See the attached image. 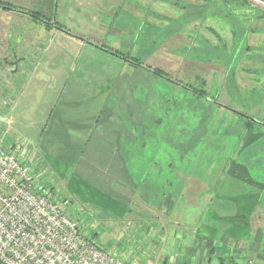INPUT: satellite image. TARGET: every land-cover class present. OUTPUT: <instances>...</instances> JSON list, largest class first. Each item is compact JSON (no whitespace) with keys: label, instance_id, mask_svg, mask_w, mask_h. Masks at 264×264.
I'll return each instance as SVG.
<instances>
[{"label":"rangeland","instance_id":"374dc122","mask_svg":"<svg viewBox=\"0 0 264 264\" xmlns=\"http://www.w3.org/2000/svg\"><path fill=\"white\" fill-rule=\"evenodd\" d=\"M0 1L11 4L0 3V97L14 100L8 110L12 124L0 123L1 143L40 174L85 235L109 247L117 230L111 219L122 227L111 208H132L135 197L155 204L180 191L174 210L183 214L182 225L197 226L215 218L207 197L254 193L250 183L264 190L262 182L242 180V168L248 180L256 164L264 173V128L245 129L246 117L235 112L264 123L263 1ZM33 11L40 15L27 14ZM68 35L89 45H76ZM124 55L161 69L170 80L135 67ZM65 86L81 91L87 115L97 117L104 113L98 99L110 88L104 105L114 106L124 126L119 156L134 194L113 167L102 166L114 178L105 184L87 176V167L80 170L87 152L64 157L54 150L44 125ZM198 90L209 98L198 97ZM74 130L67 133L84 138ZM256 142L260 159L243 151ZM189 180L198 183L188 186ZM259 195L251 222L264 226V193ZM244 203L250 209V201Z\"/></svg>","mask_w":264,"mask_h":264},{"label":"crops","instance_id":"0c3cea01","mask_svg":"<svg viewBox=\"0 0 264 264\" xmlns=\"http://www.w3.org/2000/svg\"><path fill=\"white\" fill-rule=\"evenodd\" d=\"M67 37L74 39L75 44L81 47L89 45L78 36ZM75 86H65L67 89L64 88L59 94L45 121L44 128L49 130L51 143L57 147L54 150L61 152L60 155L64 157L77 152H87L86 158L84 156L79 159V166L82 163L80 170L87 167V172L91 173L89 175L86 172L87 176H92L99 184H105L114 179L105 171L113 167L117 178L122 179L125 187H129L133 192L132 179L127 174L124 160L119 156L118 138L123 131L119 129L124 126L121 125L120 119L115 117L114 106L104 105L110 88L102 92L99 101L90 97L102 105L100 111L104 113L97 117L98 114L93 112L87 115V103L83 105L80 99L83 94L75 89ZM79 89L81 90V87ZM13 102L14 100L7 96L0 97V118L4 119L7 127L12 124L8 110ZM56 102L60 104L57 106ZM83 111L86 115H81ZM71 128L75 129L78 135H84V138L68 134L67 130ZM88 157L92 161L86 160ZM102 166L106 169H102ZM243 172L242 168V180L261 183L256 178L248 180L246 172ZM36 175L40 176L39 173ZM183 182L184 178L180 176V183ZM196 182L198 183V180H189L187 184L189 186ZM182 186H178L179 189ZM179 192L176 190L173 194H168L163 202L158 201L155 204H151L148 198L133 195L137 202H132V208L114 205L111 214L119 218V225L122 226L118 227L116 219H111V227L117 228L116 239L111 240L109 247H104L95 238L94 240L130 264H248L250 261L253 264H264V226L251 222V217L257 209L256 205H261L259 194L240 193L238 198H234L219 193L209 199L207 197L206 207L213 206L209 209L215 218L208 216L206 223L185 226L181 223L183 214L174 210L178 205L177 201H182V193L179 195ZM190 194L192 200H195L197 193L191 191ZM117 199L119 201V198ZM245 199L250 201V209L244 206Z\"/></svg>","mask_w":264,"mask_h":264},{"label":"built area","instance_id":"2783aa9c","mask_svg":"<svg viewBox=\"0 0 264 264\" xmlns=\"http://www.w3.org/2000/svg\"><path fill=\"white\" fill-rule=\"evenodd\" d=\"M0 264L130 263L85 235L52 189L0 137Z\"/></svg>","mask_w":264,"mask_h":264},{"label":"trees","instance_id":"16d2710c","mask_svg":"<svg viewBox=\"0 0 264 264\" xmlns=\"http://www.w3.org/2000/svg\"><path fill=\"white\" fill-rule=\"evenodd\" d=\"M242 1H244V0H242ZM259 1H263L264 2V0H259ZM0 3H2V4H4V5H11L10 3H8V2H2V1H0ZM4 5H2L3 7H4V9L6 8V9H9L8 7H5ZM11 7V6H10ZM13 7H15L14 5H12V8ZM27 14H31V15H33V16H38V15H40V13L39 12H36V11H33V12H31V13H27ZM51 24V23H50ZM54 24H56L55 22H54ZM57 25V29H59V30H65V31H68V29L66 28V27H63L62 25H60V24H56ZM103 47V46H102ZM104 48V47H103ZM115 53H120V52H118V51H116L115 50ZM124 57L126 58L125 60L127 61V62H129V63H131L132 65H134L135 67H140V68H143V69H145V70H147V71H150V72H152V73H154L155 75H157V76H160V77H162V78H164V79H166V80H170V78L169 77H167L168 76V74H166V73H163V71L161 70V69H159V68H153V69H151L149 66H144L143 65V62L142 61H139L137 58H133V57H130V56H127V55H124ZM134 60V61H133ZM196 94H197V96L198 97H204V98H209V97H207L206 95H204L202 92H200V90H198V92H195ZM233 111V110H232ZM235 112L237 113V114H239L240 116H242V117H246V120H247V122L244 124V127H245V129H251V128H253V124H257V125H261L263 128H264V123H263V121L262 120H260V121H258V119L257 120H254V119H252V118H250L247 114H244V112L242 111V112H238V111H236L235 110ZM241 113V114H240ZM243 136V135H242ZM259 146V142H256V144H254L253 143V145H251V146H249V145H246V146H244L243 147V151L244 152H246V154H250L252 151H254V156L255 157H257L258 155H259V153L258 152H256V148ZM262 149V148H261ZM250 155H252V154H250ZM262 156L263 155H261L260 154V156H258L259 157V159L260 158H262ZM246 157V156H245ZM258 160V159H257ZM245 161V164H246V161L248 162V161H250V160H248V158L246 157V159L244 160ZM259 161V160H258ZM254 162L256 163L257 161L256 160H254ZM261 164H263L262 162H260ZM259 166V165H258ZM246 169H248V168H246ZM255 169H257V170H254L253 172H252V174H253V176H254V178H256L257 180H260L262 183H264V173H262V172H259L258 171V168H257V164H256V166H255ZM261 169H263V168H261ZM264 170V169H263ZM260 174H261V179L259 178L260 177ZM251 190H253V192H255V193H257V194H259V193H264V190L263 189H261V190H259V191H257L256 190V188H253V187H251ZM71 216V215H70Z\"/></svg>","mask_w":264,"mask_h":264},{"label":"water","instance_id":"95a60500","mask_svg":"<svg viewBox=\"0 0 264 264\" xmlns=\"http://www.w3.org/2000/svg\"><path fill=\"white\" fill-rule=\"evenodd\" d=\"M80 38V37H79ZM115 53V52H114Z\"/></svg>","mask_w":264,"mask_h":264}]
</instances>
